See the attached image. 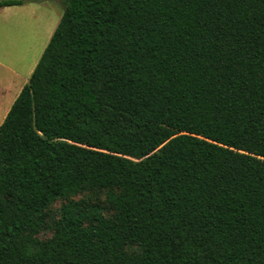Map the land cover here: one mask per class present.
I'll return each instance as SVG.
<instances>
[{"label":"trees","instance_id":"1","mask_svg":"<svg viewBox=\"0 0 264 264\" xmlns=\"http://www.w3.org/2000/svg\"><path fill=\"white\" fill-rule=\"evenodd\" d=\"M59 2L0 123V264H264V0Z\"/></svg>","mask_w":264,"mask_h":264},{"label":"rangeland","instance_id":"2","mask_svg":"<svg viewBox=\"0 0 264 264\" xmlns=\"http://www.w3.org/2000/svg\"><path fill=\"white\" fill-rule=\"evenodd\" d=\"M62 10L59 0H27L8 9L0 7V123L28 81ZM105 198V192L96 190H84L72 197L98 203L103 206L104 214L111 216L114 211L107 207ZM63 201L57 199L50 205L45 227L38 234L40 238L51 235V222L58 217Z\"/></svg>","mask_w":264,"mask_h":264},{"label":"crops","instance_id":"3","mask_svg":"<svg viewBox=\"0 0 264 264\" xmlns=\"http://www.w3.org/2000/svg\"><path fill=\"white\" fill-rule=\"evenodd\" d=\"M12 6H15V5H7V6H1L2 8H7L8 9V7H12ZM60 18V17H59ZM55 28V27H54ZM54 30V29H53ZM53 32V31H52ZM52 34V33H51ZM34 68V67H33ZM33 70V69H32ZM32 72V71H31ZM31 74V73H30ZM30 76V75H29Z\"/></svg>","mask_w":264,"mask_h":264}]
</instances>
